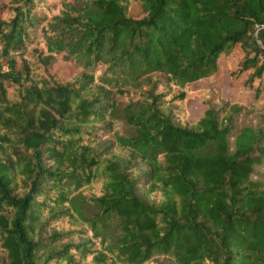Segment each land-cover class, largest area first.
Wrapping results in <instances>:
<instances>
[{
	"label": "trees",
	"instance_id": "trees-1",
	"mask_svg": "<svg viewBox=\"0 0 264 264\" xmlns=\"http://www.w3.org/2000/svg\"><path fill=\"white\" fill-rule=\"evenodd\" d=\"M263 82L264 0H0V264H264Z\"/></svg>",
	"mask_w": 264,
	"mask_h": 264
},
{
	"label": "rangeland",
	"instance_id": "rangeland-1",
	"mask_svg": "<svg viewBox=\"0 0 264 264\" xmlns=\"http://www.w3.org/2000/svg\"><path fill=\"white\" fill-rule=\"evenodd\" d=\"M243 57V52L237 48L230 56L221 57L219 60L218 73L211 79H206L193 84L194 89H202L207 92V100L214 95L219 97V104L216 107H220L226 100L231 102H244L248 103L252 101L254 93L248 89L245 85L247 75L235 76L234 72L237 70L238 63ZM58 69V67H55ZM260 84L259 80L255 81V85ZM263 95L258 106L264 110V82H263ZM202 98L196 99L189 107L188 121L195 123L203 115L207 106L204 105ZM245 123L251 122L253 124L264 125V113L257 114V116L251 115L249 118L243 120ZM100 148L103 150L106 156H112L116 154V151L109 139H103L99 142ZM121 156V155H120ZM147 168L145 166L138 167L139 172L143 173ZM137 194L143 196V191L137 189Z\"/></svg>",
	"mask_w": 264,
	"mask_h": 264
},
{
	"label": "water",
	"instance_id": "water-1",
	"mask_svg": "<svg viewBox=\"0 0 264 264\" xmlns=\"http://www.w3.org/2000/svg\"><path fill=\"white\" fill-rule=\"evenodd\" d=\"M262 27H259L258 29H257V31L259 30V29H261ZM257 31H256V33H257ZM256 33H255V35H256Z\"/></svg>",
	"mask_w": 264,
	"mask_h": 264
}]
</instances>
